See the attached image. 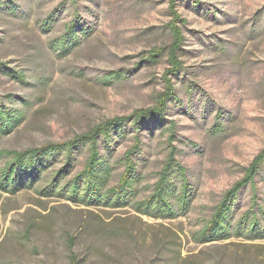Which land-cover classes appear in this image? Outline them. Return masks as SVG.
Instances as JSON below:
<instances>
[{
  "label": "rangeland",
  "instance_id": "374dc122",
  "mask_svg": "<svg viewBox=\"0 0 264 264\" xmlns=\"http://www.w3.org/2000/svg\"><path fill=\"white\" fill-rule=\"evenodd\" d=\"M75 1L0 0V62L27 75L23 83L0 70V100L11 95L10 105L19 99L29 104L0 147L21 150L67 140L105 119L153 106L164 89L166 52L156 64L143 59L171 42L169 0ZM198 1H177L187 21L179 51L183 69L172 76L178 100L169 102L165 114L176 123V157L194 187L191 209L161 220L130 208L44 198L35 187L45 184V171L17 193L1 196L0 264H69V235L75 236L78 264H264V239L198 244L194 238L224 191L264 148V0ZM75 12L86 31L76 48L59 57L49 43ZM51 14L55 20L44 31L41 23ZM216 122L223 130L214 134ZM150 129L153 134L143 138L147 161L140 197L169 149L162 126L153 122ZM131 143L123 141L118 155ZM78 156L77 170L85 154ZM7 159L0 158V167ZM261 175L256 184L264 204V169ZM249 198L246 187L238 213Z\"/></svg>",
  "mask_w": 264,
  "mask_h": 264
},
{
  "label": "trees",
  "instance_id": "16d2710c",
  "mask_svg": "<svg viewBox=\"0 0 264 264\" xmlns=\"http://www.w3.org/2000/svg\"><path fill=\"white\" fill-rule=\"evenodd\" d=\"M177 1L169 0L172 19L166 27L171 35L170 44L166 48H152L143 59L156 64L164 52L168 58L169 66L163 73L165 87L156 95L155 104L135 109L129 115L105 119L67 140L45 142L21 150L0 147V158H9L0 167V199L3 193L15 194L49 171L45 184L35 187L36 193L44 198L56 197L90 208H130L140 215L161 220L176 218L191 209L194 187L189 181L186 166L176 157L177 147L173 144L176 140V123L167 122L165 118L169 102L178 100L172 76L183 69L179 51L184 39L182 25L187 21L177 11ZM192 2L197 4L199 1ZM77 16L75 12L74 18L65 24L63 32L49 43L59 57L66 56L76 48L86 31L78 27ZM54 20L53 14L49 15L41 23L42 29L49 30ZM0 70L20 82L27 80L25 72L5 67L2 62ZM188 90L191 91V88ZM6 97L5 101L0 100V143L23 122L29 106L26 99H19L18 103L10 105L13 96ZM217 117H220V112ZM153 122L162 126V134L167 132L169 149L156 172V180L148 187L149 192L140 197L139 185L146 178L142 168L147 161L143 138L153 134L150 129ZM221 126L220 122L215 123L212 129L214 134L223 130ZM126 140L132 141L131 145L118 155V146ZM78 153L85 156L81 168L77 170L80 164ZM60 159L59 167L50 169ZM263 169L264 148L244 168L242 177L224 191L210 217L195 232L194 238L198 244H213L234 237L247 241L264 239V204L256 184ZM261 179L264 180L263 177ZM246 187L250 189L249 206L238 213L240 193ZM68 243L72 253L69 264H78L73 254L74 235L68 236Z\"/></svg>",
  "mask_w": 264,
  "mask_h": 264
}]
</instances>
